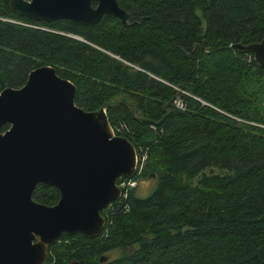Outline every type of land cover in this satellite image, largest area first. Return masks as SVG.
<instances>
[{
    "label": "trees",
    "instance_id": "16d2710c",
    "mask_svg": "<svg viewBox=\"0 0 264 264\" xmlns=\"http://www.w3.org/2000/svg\"><path fill=\"white\" fill-rule=\"evenodd\" d=\"M117 1L126 25L37 22L0 0V91L54 67L144 157L130 177H155L101 211L99 235L62 234L45 264H264V67L236 47L264 37V0Z\"/></svg>",
    "mask_w": 264,
    "mask_h": 264
},
{
    "label": "water",
    "instance_id": "95a60500",
    "mask_svg": "<svg viewBox=\"0 0 264 264\" xmlns=\"http://www.w3.org/2000/svg\"><path fill=\"white\" fill-rule=\"evenodd\" d=\"M16 15L37 22L69 20L95 25L105 15L128 24L117 0H9ZM264 67V37L249 45ZM76 86L50 65L32 69L26 82L0 91V264H45L62 234L95 237L101 211L121 197L118 178L134 174V145L115 134L104 106L75 104ZM44 183L59 191L54 205L32 197ZM102 257L101 260H105Z\"/></svg>",
    "mask_w": 264,
    "mask_h": 264
},
{
    "label": "rangeland",
    "instance_id": "374dc122",
    "mask_svg": "<svg viewBox=\"0 0 264 264\" xmlns=\"http://www.w3.org/2000/svg\"><path fill=\"white\" fill-rule=\"evenodd\" d=\"M136 166L138 168V171H140L141 166H138V162H137ZM154 186H155V177H153V176L147 177V178L138 177L137 178V184L132 189L136 191L138 196L146 197L152 192ZM119 253H120V251H118V250L111 251L110 253H108V256L113 258V257L117 256Z\"/></svg>",
    "mask_w": 264,
    "mask_h": 264
},
{
    "label": "built area",
    "instance_id": "2783aa9c",
    "mask_svg": "<svg viewBox=\"0 0 264 264\" xmlns=\"http://www.w3.org/2000/svg\"><path fill=\"white\" fill-rule=\"evenodd\" d=\"M27 25V24H25ZM175 103H176V106H178L179 108H182L183 104L181 102L180 99H177L175 100ZM143 160H144V157H142V161H141V164L139 166H142V163H143ZM137 168V166H136ZM139 172V171H138ZM137 175V173H136ZM136 175L135 176H132V177H128V178H123L119 183H118V186L120 187L121 189V199L122 200H125L126 197H127V194L128 192L134 188L137 184V178H136ZM119 198V199H120ZM114 202V201H113ZM112 203V202H111ZM110 205V204H109Z\"/></svg>",
    "mask_w": 264,
    "mask_h": 264
}]
</instances>
